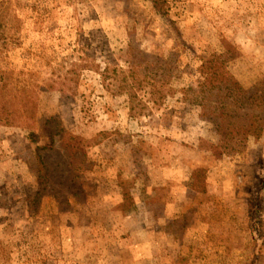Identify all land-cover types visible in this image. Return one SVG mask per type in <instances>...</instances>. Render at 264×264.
<instances>
[{"label":"rangeland","instance_id":"1","mask_svg":"<svg viewBox=\"0 0 264 264\" xmlns=\"http://www.w3.org/2000/svg\"><path fill=\"white\" fill-rule=\"evenodd\" d=\"M0 264H264V0H0Z\"/></svg>","mask_w":264,"mask_h":264},{"label":"trees","instance_id":"2","mask_svg":"<svg viewBox=\"0 0 264 264\" xmlns=\"http://www.w3.org/2000/svg\"><path fill=\"white\" fill-rule=\"evenodd\" d=\"M200 72L204 77V86H205V103L208 106L212 107V104L219 105L218 109L223 108V110H229V106L232 104L240 103V99L244 97V90L241 85L237 82V80L227 72L226 67L222 62H220L216 58H212L211 60L203 59ZM222 110V109H221ZM225 116H229L224 114ZM53 121H56L55 118H51L47 121L46 126L53 128L54 133L52 135V143H54V137L62 134L64 131L61 127V123L56 121V126L53 125ZM54 126V127H53ZM70 140L74 142V147H78L82 150L85 149V139L81 137H70ZM86 146V145H85ZM39 151L46 150V147L39 148ZM39 161V179L40 185L36 196V201L45 197L46 186L51 182L54 178L53 171L48 163H46L43 157L38 156ZM63 184V183H62ZM68 188L67 193L64 195L57 194L58 197H73L77 200L84 197V191L82 190L80 193H77V186L73 188L66 186ZM79 191V190H78ZM64 192V191H63ZM81 195V196H80ZM69 201V200H68Z\"/></svg>","mask_w":264,"mask_h":264}]
</instances>
